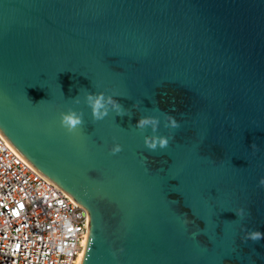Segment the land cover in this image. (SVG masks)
I'll use <instances>...</instances> for the list:
<instances>
[{"label": "water", "instance_id": "1", "mask_svg": "<svg viewBox=\"0 0 264 264\" xmlns=\"http://www.w3.org/2000/svg\"><path fill=\"white\" fill-rule=\"evenodd\" d=\"M0 131L88 211L80 264H264V0H0Z\"/></svg>", "mask_w": 264, "mask_h": 264}, {"label": "built area", "instance_id": "2", "mask_svg": "<svg viewBox=\"0 0 264 264\" xmlns=\"http://www.w3.org/2000/svg\"><path fill=\"white\" fill-rule=\"evenodd\" d=\"M89 225L88 211L0 131V264H78Z\"/></svg>", "mask_w": 264, "mask_h": 264}, {"label": "clouds", "instance_id": "3", "mask_svg": "<svg viewBox=\"0 0 264 264\" xmlns=\"http://www.w3.org/2000/svg\"><path fill=\"white\" fill-rule=\"evenodd\" d=\"M88 102L92 107L93 116L95 119L100 120L103 119L104 116L107 115V107L106 104H111L114 109L117 110L118 114H124L122 106L119 105L116 101H114L111 97L105 101L104 96L101 94L99 96H93L91 94L88 95ZM62 125L67 128V130L71 133L77 129L82 123L81 117L77 115L75 112L65 113L62 114L61 119ZM169 123L171 128H178L179 122L174 116H169ZM158 124V118L154 116H143L137 121V127L143 128L146 125H155ZM170 143V139L168 136H160V137H152V138H145V144L150 148L155 150L157 147L163 149L166 148ZM253 148L256 147L255 144L252 145ZM122 150V146L120 144H115L111 152L113 154L118 153ZM259 185L264 186V177H261L259 180ZM236 216L243 218L246 215V210L243 207L238 208L235 211ZM197 233H192V236L195 237ZM248 239L253 241L260 240L264 238V233L259 231H252L247 234Z\"/></svg>", "mask_w": 264, "mask_h": 264}, {"label": "bare ground", "instance_id": "4", "mask_svg": "<svg viewBox=\"0 0 264 264\" xmlns=\"http://www.w3.org/2000/svg\"><path fill=\"white\" fill-rule=\"evenodd\" d=\"M87 242H88V236H87V239L85 240V246L87 245ZM82 255H83V253H82ZM82 255H81V257H82ZM81 257L79 258L78 264H80Z\"/></svg>", "mask_w": 264, "mask_h": 264}, {"label": "snow or ice", "instance_id": "5", "mask_svg": "<svg viewBox=\"0 0 264 264\" xmlns=\"http://www.w3.org/2000/svg\"><path fill=\"white\" fill-rule=\"evenodd\" d=\"M21 207H23V205H21Z\"/></svg>", "mask_w": 264, "mask_h": 264}]
</instances>
